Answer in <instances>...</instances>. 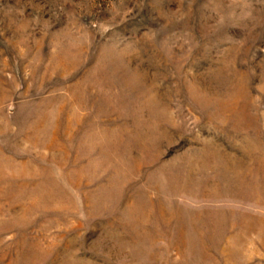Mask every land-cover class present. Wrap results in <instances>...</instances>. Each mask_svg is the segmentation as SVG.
<instances>
[{"label": "rangeland", "instance_id": "obj_1", "mask_svg": "<svg viewBox=\"0 0 264 264\" xmlns=\"http://www.w3.org/2000/svg\"><path fill=\"white\" fill-rule=\"evenodd\" d=\"M0 264H264V0H0Z\"/></svg>", "mask_w": 264, "mask_h": 264}]
</instances>
